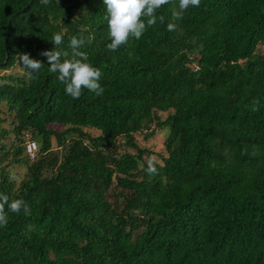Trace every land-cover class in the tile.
Instances as JSON below:
<instances>
[{"label":"trees","instance_id":"obj_1","mask_svg":"<svg viewBox=\"0 0 264 264\" xmlns=\"http://www.w3.org/2000/svg\"><path fill=\"white\" fill-rule=\"evenodd\" d=\"M171 7L109 51L103 0H0V70L21 72L0 76L15 140L0 143V193L32 210L6 206L0 264H264V0H201L179 21ZM72 36L103 95L73 99L48 71L40 53L70 59ZM23 53L43 65L31 78ZM155 129L163 153L149 176L132 136ZM10 164L25 170L18 182Z\"/></svg>","mask_w":264,"mask_h":264},{"label":"clouds","instance_id":"obj_2","mask_svg":"<svg viewBox=\"0 0 264 264\" xmlns=\"http://www.w3.org/2000/svg\"><path fill=\"white\" fill-rule=\"evenodd\" d=\"M44 5L49 0H40ZM201 0H103L105 6L104 19L107 23L106 36L110 40L106 48L109 51H116L122 45L127 44L130 38L139 40L147 28L156 25L157 20L161 24L165 22L163 15L157 16V12L165 5H171L172 21L183 19L184 13L190 7H199ZM177 24L169 22L167 30L175 31ZM56 48L64 43L61 33H54L51 41ZM84 44L82 38L72 36L69 38L68 48L71 49V58H67V51L61 52L56 50L43 51L40 54L45 56L48 61V71L57 74V79L64 85L66 95L73 99H79L83 89L101 96L104 88L99 81L102 72L99 68L93 67L92 64L86 62L87 54L79 49ZM62 56L65 57L62 59ZM18 64L26 70L31 78L43 66L40 61L33 60L29 54L23 53L18 55ZM2 83V82H0ZM259 110L258 101H253L251 111ZM143 171L149 176L157 174L155 157L147 161V165H141ZM15 179V177H10ZM7 210L12 213L19 214L23 211L25 216H31L32 210L30 206L22 199L9 201L6 194L0 193V228H6L8 224ZM30 229L34 226H29Z\"/></svg>","mask_w":264,"mask_h":264},{"label":"rangeland","instance_id":"obj_3","mask_svg":"<svg viewBox=\"0 0 264 264\" xmlns=\"http://www.w3.org/2000/svg\"><path fill=\"white\" fill-rule=\"evenodd\" d=\"M264 52L263 47H258L257 53L261 54ZM20 70L17 66L13 67L10 70L7 71H1L0 70V76L7 75V74H20ZM160 120H163L165 117V114L163 113H157ZM11 121V115H9L7 112H5V108L2 104H0V130H4L7 133L3 135V137H0V143H4L6 146H9L11 143H14V136L11 132L12 125L10 124ZM55 130H60L58 126L53 127ZM91 136H96L98 133L96 131H88ZM145 134V131L135 133L133 134V139L137 146H139L141 149H145L148 151V157H144V162H147L150 158L155 157V162L159 163L160 160L157 157V154L163 153V147H162V141L165 136V130H157L155 129L154 135L150 138H147L146 140L143 139V136ZM29 134L25 133L22 137L23 141H28ZM121 142V140H119ZM51 147L55 148V143L51 139ZM122 151V149H120ZM126 152L133 154L134 151L132 149L126 148ZM5 163V162H4ZM7 172L9 173L10 177H15L16 182L20 178H22L25 170L22 165H14L10 164L6 167Z\"/></svg>","mask_w":264,"mask_h":264},{"label":"built area","instance_id":"obj_4","mask_svg":"<svg viewBox=\"0 0 264 264\" xmlns=\"http://www.w3.org/2000/svg\"><path fill=\"white\" fill-rule=\"evenodd\" d=\"M36 146L33 142H28L25 146L26 153L29 157H32L35 152Z\"/></svg>","mask_w":264,"mask_h":264}]
</instances>
